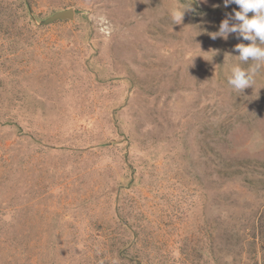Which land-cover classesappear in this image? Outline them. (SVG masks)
I'll return each mask as SVG.
<instances>
[{
	"label": "rangeland",
	"instance_id": "rangeland-1",
	"mask_svg": "<svg viewBox=\"0 0 264 264\" xmlns=\"http://www.w3.org/2000/svg\"><path fill=\"white\" fill-rule=\"evenodd\" d=\"M233 9L0 0V264H264V66L235 90L250 41L210 35Z\"/></svg>",
	"mask_w": 264,
	"mask_h": 264
},
{
	"label": "clouds",
	"instance_id": "clouds-1",
	"mask_svg": "<svg viewBox=\"0 0 264 264\" xmlns=\"http://www.w3.org/2000/svg\"><path fill=\"white\" fill-rule=\"evenodd\" d=\"M235 4L239 10L233 9L232 13H226V18L219 25V31L211 33L212 39L221 37L225 40L229 33H239L249 44L243 43L235 46L239 52V60L252 64L244 69L239 65L232 67L228 83L237 91H244L251 87L254 78L260 68L264 66V0H223V6ZM185 11L174 9L171 16L174 22L181 24ZM251 13V15H249ZM230 20L236 23L231 24Z\"/></svg>",
	"mask_w": 264,
	"mask_h": 264
},
{
	"label": "water",
	"instance_id": "water-1",
	"mask_svg": "<svg viewBox=\"0 0 264 264\" xmlns=\"http://www.w3.org/2000/svg\"><path fill=\"white\" fill-rule=\"evenodd\" d=\"M75 16L74 9H68L54 13L52 16L40 22V25H50L58 21H72Z\"/></svg>",
	"mask_w": 264,
	"mask_h": 264
},
{
	"label": "trees",
	"instance_id": "trees-1",
	"mask_svg": "<svg viewBox=\"0 0 264 264\" xmlns=\"http://www.w3.org/2000/svg\"><path fill=\"white\" fill-rule=\"evenodd\" d=\"M262 223H264L263 219L261 220V224L259 227V232L262 233L264 231V224L262 225Z\"/></svg>",
	"mask_w": 264,
	"mask_h": 264
}]
</instances>
